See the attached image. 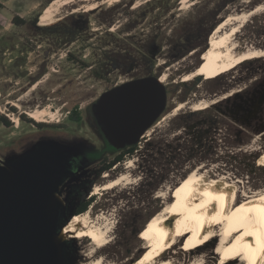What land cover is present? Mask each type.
Returning a JSON list of instances; mask_svg holds the SVG:
<instances>
[{"label":"rangeland","instance_id":"rangeland-1","mask_svg":"<svg viewBox=\"0 0 264 264\" xmlns=\"http://www.w3.org/2000/svg\"><path fill=\"white\" fill-rule=\"evenodd\" d=\"M33 1H12L25 18L24 24L16 26L3 18L10 15L0 6V114L11 122L6 126L0 121V174L39 145H53L82 164L77 175H63L64 203L60 205L68 209L76 199L72 183L93 173L95 182L87 197L91 194L94 200L87 211L91 219L98 213L107 215L109 242L97 249L88 236L65 239V264L88 263L90 253L112 264L137 261L148 244L142 238L146 223L176 194L180 181L192 170L208 177L225 175L235 185L237 200L247 191L264 189V104L247 121L224 111L223 99L200 111L191 108L199 99L215 100L253 85L264 76V56L212 78L190 68L202 59L200 51L208 46V36L220 21L256 5L263 8L248 17L237 39L242 46L264 50V0H93L96 8L79 13L80 21L87 22L80 27L70 18L40 23L49 0H40L37 7H32ZM67 7L61 14L70 10ZM35 18L42 27L35 25ZM232 25L229 22L225 28ZM163 73L164 111L137 142L133 155L96 176L102 157L110 159L115 151L101 135L91 104L115 85L148 75L159 78ZM200 73L202 77L196 80ZM178 104L182 108L173 113ZM74 108L78 121L68 117V110ZM208 109L217 121L210 137H203L199 146L191 129L185 128ZM30 110L43 111L40 119L31 117ZM21 113L43 125L22 120ZM120 174L126 178L119 184L93 193L95 186ZM217 241L203 249L209 253L208 264L224 262L213 252ZM182 242L170 251H179ZM236 263L239 258L231 264Z\"/></svg>","mask_w":264,"mask_h":264},{"label":"bare ground","instance_id":"bare-ground-1","mask_svg":"<svg viewBox=\"0 0 264 264\" xmlns=\"http://www.w3.org/2000/svg\"><path fill=\"white\" fill-rule=\"evenodd\" d=\"M74 1L53 0L44 10L40 22L47 24L54 21L61 16L65 6L73 4ZM79 1H88L81 6L83 8L89 9L96 5L93 0ZM262 8V5H257L245 13L228 16L216 26L209 38L212 44L210 57L199 69L206 77H215L244 60L264 56L263 49L252 45L242 46L237 39V33L248 17ZM237 21L238 23H235ZM229 22H233V25L225 28ZM164 73L159 78L160 81L164 80ZM209 104L208 99H200L193 102L191 108L202 109ZM182 106L183 104H178L173 113ZM27 113L39 120L43 111L30 110ZM262 132L264 135V129ZM128 164L130 165V162ZM125 178V174H120L100 186H95L93 193L112 188ZM178 186L176 194L146 223L142 236L148 243L146 250L131 264H208L205 259L209 257V253L205 254L203 249L216 238L218 241L213 252L222 257L223 264H231L238 258L240 263L236 264H264L263 188L256 193L247 191L237 200L235 185L228 181L225 175L208 177L205 172L196 169L190 171ZM95 215L91 219L89 210L73 215L67 223L65 222V226L61 227L64 228L59 232V239L64 241L73 237L88 236L97 249L101 248L109 242L110 225L105 218L107 215ZM181 240L183 242L179 251H170V248ZM159 254L162 256L158 257ZM88 256L90 261L85 264H112L94 253Z\"/></svg>","mask_w":264,"mask_h":264},{"label":"water","instance_id":"water-1","mask_svg":"<svg viewBox=\"0 0 264 264\" xmlns=\"http://www.w3.org/2000/svg\"><path fill=\"white\" fill-rule=\"evenodd\" d=\"M165 107L164 84L145 76L104 91L90 108L106 141L122 149L139 142ZM59 150L39 145L0 174V264H65L56 191L68 164Z\"/></svg>","mask_w":264,"mask_h":264},{"label":"flooded vegetation","instance_id":"flooded-vegetation-1","mask_svg":"<svg viewBox=\"0 0 264 264\" xmlns=\"http://www.w3.org/2000/svg\"><path fill=\"white\" fill-rule=\"evenodd\" d=\"M51 1H53V0L47 1V3L45 4V6L47 4H49ZM87 2L88 1H84L83 2V1L75 0L73 4H70V7H69L70 10H66L67 12L65 14H61V16H59L57 19L54 20V22L53 21L52 22L53 23H57L58 21H60L62 19L70 18L71 22L74 23V26H79L80 27V26L86 25V23H87L86 20H83L82 19V22L80 21L81 20L80 17H81L82 14H79V13H80V11L81 12L82 11H88V8L81 7L82 5H84ZM45 6L41 7L40 12L42 10H44ZM96 7H97V5H95L94 7H92V9H94ZM65 8H68V7L65 6ZM75 9H77V10L75 11ZM85 9H87V10H85ZM89 9H91V8H89ZM74 13H77V14H74ZM73 15H76L77 17L74 18ZM41 16H40V18H41ZM38 17H39V15H38ZM37 20L35 18L34 21H33L35 23V25L37 27H42V26H39L37 24ZM225 20L220 21L218 24H220L221 22H223ZM24 21H25V18L19 17L17 15H13L12 18H11V23L12 24H15V26L17 24H20V25L24 24ZM39 22H40V20H39ZM79 23L80 24L82 23V24L80 25ZM216 26H215V28H216ZM212 32L208 36V46L206 44L204 46V48L200 51V53H202V55H203L202 56V59L199 62H197V64H195V65H193V66L190 67L191 70L192 69L196 70L195 71L196 73L197 72H202L199 69L207 62V60L210 57V52L212 50V44L209 42V38H210ZM206 46H207V48H206ZM259 57H261V56H259ZM255 58H258V57H255ZM251 59H253V58H251ZM248 60H250V59H248ZM244 61H246V60H244ZM201 74L202 73H200V75L196 76V80H198V79H200L202 77ZM148 76H156V75H148ZM204 77L205 78H210V77H206L205 74H204ZM234 82L237 83V81H234ZM233 93H234V91H231V92H228L227 94H223L221 97H218L215 100H209V99L208 100L210 101V104H216L219 101H221V99H223V105L225 107L224 108V111H227V112H229V114L234 115L236 117L242 115V117H244V120L247 121L248 118L256 115L257 112L260 111V109L262 108V106L264 104V76H262L257 82H254L253 85H245L243 88H240L238 90V92H235L234 95H232ZM216 95H217V93H214V96H216ZM230 95H232V97ZM228 96H230V97H228ZM203 99H205V98H203ZM209 105L206 106V107H209ZM218 106H215V107L217 108ZM202 109H204V108H202ZM197 110L200 111V109H197ZM209 111L210 110L208 109V110H206V112H201L202 113V116L201 117H198V120H196L195 122H193L192 125H189V126L187 125V128H185V129H188V130L191 129V133H193L192 134V138L196 140V144L198 143L199 146L202 145V139H203V137L204 138H207L208 136H210V134L212 133V131H214V129H215L214 124L217 121L216 118H212V116H206L205 115ZM37 126H42V125H37ZM98 129H99V127H98ZM99 131H100V129H99ZM101 135H102V133H101ZM46 145L47 146H50L48 144H46ZM50 147H54V146L52 145ZM112 150L115 151V154L110 159H113L114 157H116L117 155H119V153L121 151V149H116L114 147H112ZM50 151H52V150H50ZM102 159H103V157H102ZM102 159H101V161H102ZM123 160H122V162H123ZM66 161H67V164H68L67 172H69L70 175H73V176L74 175H77L79 173V171H80L79 167L82 165V164L79 163L78 158H76V157H73V158L67 157L66 158ZM116 163H120V162L113 163L111 165V167L113 165H115ZM103 166H104V163L102 161L101 164H100V166H99V168L96 170V173H94V174L95 175L96 174L98 175L100 172H104L105 170H108V169L100 170V168L103 167ZM92 174L93 173H87L83 178H81V179L78 178V181L77 182H73L72 183V185H71V187L73 188L72 193L74 192L73 193V196H75L76 199L74 200V203L68 209H66V207H64V206H60L59 207V211H58V222L60 224L65 223L66 222L65 220H68L69 218L71 219L73 217V215H75V214H80V213L85 212L87 210V208L89 207V205H91V203H92V201L94 199H93V196L91 194L87 197V192L89 191V189H90V187L92 185V182L93 183L95 182L94 177L91 178V175ZM99 180L106 181L107 178H101ZM64 182L65 181H64L63 177H61V179L59 181V184L57 186L56 196L60 200L62 199L61 198V185ZM82 188H84V192L82 191ZM85 202H87L86 205H85ZM62 203H64V202H62ZM68 215H70L69 218H68ZM63 228H60L59 230H61Z\"/></svg>","mask_w":264,"mask_h":264},{"label":"trees","instance_id":"trees-1","mask_svg":"<svg viewBox=\"0 0 264 264\" xmlns=\"http://www.w3.org/2000/svg\"><path fill=\"white\" fill-rule=\"evenodd\" d=\"M12 109H14V108H12ZM210 113H211V111L207 112L206 116H211ZM19 117L24 121L32 122V123H35L36 125H43V122H34L31 118L27 117L23 113H21L19 115ZM68 117L70 120H74V121H78L80 119L79 118V112L76 110V108L68 110ZM0 121L6 126H9L11 124L10 120L3 114H0ZM208 137H210V136H208ZM151 144H152V142H151ZM136 148H137V143L121 149L119 155H117L113 159H108L104 156L102 159L104 166L101 167L100 170L109 169L111 167V165L115 162H122V160L125 157L132 155L134 153V151L136 150ZM259 156L260 157L258 158V160H261L262 156L261 155H259ZM86 203L87 202H85V205H86Z\"/></svg>","mask_w":264,"mask_h":264},{"label":"crops","instance_id":"crops-1","mask_svg":"<svg viewBox=\"0 0 264 264\" xmlns=\"http://www.w3.org/2000/svg\"><path fill=\"white\" fill-rule=\"evenodd\" d=\"M12 1L13 0H4L3 2H0V6L5 8V13L10 15L9 18L7 15L3 16L4 19H7L8 23H11V18L13 16L11 13H15V15H17L19 17H24L23 12H22L23 10H17L16 8H14V5H12ZM39 4H40V0H34L32 7H37ZM12 7L15 9V11L11 9ZM32 9H34V8H32Z\"/></svg>","mask_w":264,"mask_h":264}]
</instances>
